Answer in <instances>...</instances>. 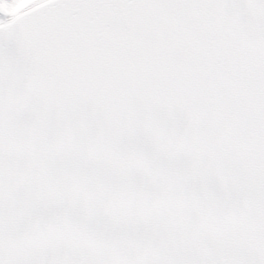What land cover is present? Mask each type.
Here are the masks:
<instances>
[{
  "label": "snow or ice",
  "instance_id": "snow-or-ice-1",
  "mask_svg": "<svg viewBox=\"0 0 264 264\" xmlns=\"http://www.w3.org/2000/svg\"><path fill=\"white\" fill-rule=\"evenodd\" d=\"M0 264H264V0H0Z\"/></svg>",
  "mask_w": 264,
  "mask_h": 264
}]
</instances>
